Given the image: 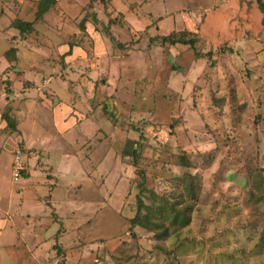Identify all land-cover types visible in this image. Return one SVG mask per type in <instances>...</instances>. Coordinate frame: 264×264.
<instances>
[{"label":"rangeland","instance_id":"rangeland-1","mask_svg":"<svg viewBox=\"0 0 264 264\" xmlns=\"http://www.w3.org/2000/svg\"><path fill=\"white\" fill-rule=\"evenodd\" d=\"M31 174L45 237L0 264H264V0H0V177Z\"/></svg>","mask_w":264,"mask_h":264},{"label":"crops","instance_id":"crops-1","mask_svg":"<svg viewBox=\"0 0 264 264\" xmlns=\"http://www.w3.org/2000/svg\"><path fill=\"white\" fill-rule=\"evenodd\" d=\"M0 177V256L14 259V247L17 242H26L27 237L41 239L44 231L36 227V219L38 216L42 217V212H36V209H31L28 205H32L35 199H41L38 193L42 189L45 190V182L42 176L31 174L19 186H5ZM12 181H18L12 178ZM27 182V183H25ZM30 189L34 191V197L29 192ZM42 194V193H41ZM30 213V215H29ZM38 213V214H36ZM24 221L25 224L20 223ZM22 224V225H21ZM36 230H33V229ZM9 236V238H8ZM45 240V239H43Z\"/></svg>","mask_w":264,"mask_h":264},{"label":"trees","instance_id":"trees-1","mask_svg":"<svg viewBox=\"0 0 264 264\" xmlns=\"http://www.w3.org/2000/svg\"><path fill=\"white\" fill-rule=\"evenodd\" d=\"M41 2V4H43V9L46 10L50 5L55 4L56 0H39ZM22 25H25L23 27H29L30 26V22H23ZM163 40L168 41L171 44H176V43H183V44H189L190 47L194 48V40L193 39H187V40H183L180 38H176V37H172L171 35L169 36H165L163 38ZM131 222H135L134 225H141V226H145V224H143V220H140V218L136 215L135 217L131 218L130 220ZM176 221V220H174Z\"/></svg>","mask_w":264,"mask_h":264},{"label":"built area","instance_id":"built-area-1","mask_svg":"<svg viewBox=\"0 0 264 264\" xmlns=\"http://www.w3.org/2000/svg\"><path fill=\"white\" fill-rule=\"evenodd\" d=\"M20 158H21L20 155H17L16 158L14 159L13 170H12V175L14 179L18 178L20 171L23 169L22 161L20 160Z\"/></svg>","mask_w":264,"mask_h":264}]
</instances>
